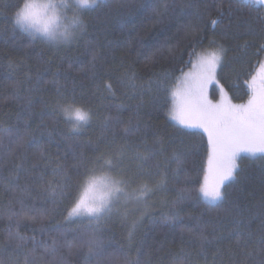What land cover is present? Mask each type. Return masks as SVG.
Segmentation results:
<instances>
[{
    "label": "trees",
    "instance_id": "trees-1",
    "mask_svg": "<svg viewBox=\"0 0 264 264\" xmlns=\"http://www.w3.org/2000/svg\"><path fill=\"white\" fill-rule=\"evenodd\" d=\"M21 2L0 0V264H264V155L242 156L223 199L205 201L207 135L175 123L157 87L165 73L190 70L192 46L215 41L225 48L219 85L246 102L264 59V9L245 0H101L82 10L73 39L52 43L14 27ZM70 104L90 123L73 130L62 112ZM101 153L123 154L115 175L128 191L147 185L146 210L68 219L71 201L53 199L48 185L62 181L58 170L75 178L81 160ZM93 234L102 247L90 256ZM53 241L55 255L46 251Z\"/></svg>",
    "mask_w": 264,
    "mask_h": 264
},
{
    "label": "snow or ice",
    "instance_id": "snow-or-ice-1",
    "mask_svg": "<svg viewBox=\"0 0 264 264\" xmlns=\"http://www.w3.org/2000/svg\"><path fill=\"white\" fill-rule=\"evenodd\" d=\"M101 0H22L16 5L13 16L14 27L33 36L39 35L54 42H68L85 27L80 14L84 9L98 7ZM247 4L258 5L264 9V0H245ZM71 13V15H69ZM212 27L218 26V19H210ZM200 50H197V49ZM264 51V43L260 45ZM225 48L215 41L205 48L197 44L188 53L187 65L190 70H180V76L164 74L157 81L158 90L171 100L169 115L180 125L187 128H199L207 135L208 168L199 195L209 201L223 199L221 188L224 182L233 178L236 158L241 152L264 154V63L260 65L261 87H254L256 76L249 84L250 95L246 103L234 104L226 94L220 101L209 99L207 90L210 85H219L218 69L221 67ZM130 86L135 88L134 74L129 78ZM111 90V85H108ZM223 93V87L220 86ZM74 103V102H73ZM66 121L73 130L90 123L89 112L70 104L62 109ZM108 121H105V128ZM139 128L125 127V135L138 132ZM122 153L109 156L101 153L95 160L80 161L75 178L57 171L62 181L48 185V194L55 199L67 198L71 201L67 209V218L87 217L90 222L99 223L117 209L121 203L135 201L146 203L149 189L147 185L128 191L129 181L123 175L117 177L116 169L122 159ZM19 167V166H18ZM83 169L82 171L80 169ZM132 232H129L131 239ZM23 239V237H19ZM243 239V237L241 238ZM264 240V237H262ZM241 241L238 240L237 244ZM89 255H95L102 247V241L91 235L85 242ZM69 244V251L72 249ZM46 251L55 255L56 242ZM264 251V249H262Z\"/></svg>",
    "mask_w": 264,
    "mask_h": 264
},
{
    "label": "rangeland",
    "instance_id": "rangeland-1",
    "mask_svg": "<svg viewBox=\"0 0 264 264\" xmlns=\"http://www.w3.org/2000/svg\"><path fill=\"white\" fill-rule=\"evenodd\" d=\"M71 2L74 3V0H71ZM69 15H71V13H69ZM38 36H39V35H38ZM74 36H75V35H74ZM74 36H73V37H74ZM39 37H41V38H43V39H45V40H47V41H49V42H52V43H63V42H54V41H50V40H48L47 38L42 37V36H39ZM73 37H72V39H73ZM262 63H264V59L262 60L261 64H262ZM261 64H260V65H261ZM188 71H189V70H188ZM218 71H219V69H218ZM259 72H260V66H259V68H258V73H257V76H256V81H255V83H254V87H256V88L261 87V79H260ZM217 79H218V78H217ZM214 87H216V88L218 89V97H217V99H214V97L211 96V94H212V89H213ZM207 94H208L209 99H211L214 103L220 101L221 96L224 95V94H226L227 97L230 98L229 95H228V93H227L224 89H223V93H222L221 90H220V86H217V85H215V84L210 85V86L208 87ZM230 99H231V98H230ZM231 102L234 103V104H243V103H246L247 101H246V102H243V103H235V102L231 99ZM171 119H172V118H171ZM172 120H173L175 123H177L179 126L184 127V126L180 125L176 120H174V119H172ZM184 128H187V127H184ZM187 129L200 130V131L203 132V130H202V129H199V128H187ZM259 155H264V154L256 153L255 155H252L251 153H248V152H241V153L237 156V158H236V169H235V171H234V173H233V178H234L235 172H236V170H237L238 162H239V160L242 158V156L256 157V156H259ZM207 168H208V164L206 165V171H207ZM205 174H206V172H205ZM204 177H205V176H204ZM233 178L230 179V180L225 181V182H224V186H225L227 183H229L231 180H233ZM203 183H204V179H203ZM203 183H202V184H203ZM224 186L221 188V191H222V192H223V188H224ZM202 198H203L205 201L209 202V203H216V202H217V201H214V202H213V201H209V200L205 199L203 196H202ZM143 204H144V203L137 204L135 201H131V200H130V201H128L126 204H125V203H121V204H119V205L117 206V209H116V210L118 211V214H120V215H122V216H124V217L129 216V215H130V217L138 216L139 214L142 213V211H145V210H146V207L143 206ZM77 218H87V217H76V218H72V219H77Z\"/></svg>",
    "mask_w": 264,
    "mask_h": 264
},
{
    "label": "clouds",
    "instance_id": "clouds-1",
    "mask_svg": "<svg viewBox=\"0 0 264 264\" xmlns=\"http://www.w3.org/2000/svg\"><path fill=\"white\" fill-rule=\"evenodd\" d=\"M60 7V3H59V0H57V8Z\"/></svg>",
    "mask_w": 264,
    "mask_h": 264
},
{
    "label": "bare ground",
    "instance_id": "bare-ground-1",
    "mask_svg": "<svg viewBox=\"0 0 264 264\" xmlns=\"http://www.w3.org/2000/svg\"><path fill=\"white\" fill-rule=\"evenodd\" d=\"M103 5V4H102ZM3 17H5V16H3ZM95 40V39H94ZM36 50V49H35ZM72 167V166H71ZM12 187V186H11ZM24 208V207H23ZM27 209V208H26ZM38 209V208H37ZM12 211V210H11ZM3 217V216H2ZM183 221V220H182ZM240 263V262H239ZM243 263V262H242Z\"/></svg>",
    "mask_w": 264,
    "mask_h": 264
}]
</instances>
